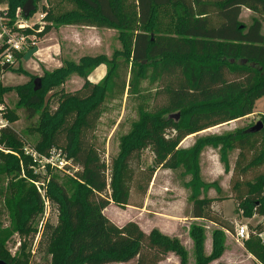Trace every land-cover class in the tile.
Listing matches in <instances>:
<instances>
[{
	"label": "trees",
	"instance_id": "obj_1",
	"mask_svg": "<svg viewBox=\"0 0 264 264\" xmlns=\"http://www.w3.org/2000/svg\"><path fill=\"white\" fill-rule=\"evenodd\" d=\"M40 1L33 0L34 4ZM68 1L75 7L58 15L50 11L46 20L56 25L118 30L123 51L112 60L84 57L79 65L68 64L47 74L39 91L17 90L30 119L44 111L34 128L41 135L36 151L47 155L52 148L61 149L79 169L66 183L56 177L48 179L45 193L58 218L56 223L47 219L38 231L36 221L44 210L42 197L34 186L18 178L24 172L35 184L41 177L34 174L33 159L24 155L18 133L10 126L1 130L0 198L7 197L4 206L22 246L20 255L13 257L3 248L5 240L0 236V259L8 264H42L33 260L38 254L45 264H161L168 254H174L180 264H186L187 251L179 239L156 229L146 233L133 221L120 227L104 212L112 203L142 208L159 166L183 167L185 175L194 177L191 186L195 189L199 182L196 154L202 143L217 138L199 141L193 151L183 150L182 142L253 113L255 102L264 97V0ZM8 2L9 15L14 18L17 8L23 9L28 0ZM244 9L254 14L250 25L241 20ZM48 30L45 27L41 35ZM117 55L124 57L130 80L119 84L121 76L116 72L113 93L120 88L124 95L129 87L130 94L137 96L143 82L149 80L162 84L167 104L156 111L145 108L140 121L123 137L121 152L110 166L106 154L95 146L94 135L113 72L109 69L100 83L87 81L80 91L65 95L56 111L47 107L45 90L63 84L73 72L110 67ZM4 92L0 85V96ZM6 117L10 123L18 119L12 114ZM262 124L263 129L256 133L244 131L218 138L223 141V152L239 150L234 170L238 180L232 189L246 218L264 215V172L247 179L251 171L264 166V120ZM148 147L155 154L156 166L142 169L141 152ZM15 152L23 154L22 158ZM4 178L8 184L1 188ZM198 186L208 187L203 183ZM133 193L141 198L139 203L131 202ZM196 193L192 218L218 228L214 233L218 256L224 232L234 235L235 225L213 209L210 199L199 200L200 192ZM191 236L198 264H207L213 254L206 257L203 253L202 229L192 227ZM247 249L264 264V246L259 239H250Z\"/></svg>",
	"mask_w": 264,
	"mask_h": 264
},
{
	"label": "rangeland",
	"instance_id": "obj_2",
	"mask_svg": "<svg viewBox=\"0 0 264 264\" xmlns=\"http://www.w3.org/2000/svg\"><path fill=\"white\" fill-rule=\"evenodd\" d=\"M9 0H0V59L3 61V54L7 50L2 46L8 36L16 37L24 35L27 43L23 50L13 53V60L9 63L10 67L4 71L5 65H0V85L5 92L0 99V120L4 124L12 127L24 142L22 151L24 155L38 152L36 147L40 142V133L34 128L40 121V116L44 112H39L33 119L29 118V113L24 107L23 96L19 91L24 89H34L35 81L43 79L47 74H51L68 64L79 65L84 57L105 56L108 60L123 51V44L120 40V32L115 29L105 28H85L84 26L73 24H53L46 20L49 12L58 15L71 10L75 7L68 0H41L35 2L36 11L27 19L32 26L28 29H19L18 7L14 18L9 15ZM254 16L248 10L244 9L241 20L251 24ZM24 17V15H23ZM45 27H49L48 33L41 35ZM30 30L31 33L26 31ZM116 63H122L121 66L115 62L108 67L100 65L94 70L86 69L84 74L78 72L71 73L60 85H53L45 90V97L48 99L47 107L50 111H56L65 95L74 94L80 91L85 83L98 84L107 75L110 69L113 72L108 82V93L102 105V114L98 122L96 133L94 135L95 146L104 154L108 164L111 166L121 152V142L123 137L127 136L132 129L133 123L140 121L141 113L156 111L166 106L167 97L161 83L151 84L145 81L142 84V92L135 96L130 94L129 87L125 94L121 95V89L112 92V79L116 72L120 73L121 82L129 83L130 73L124 65V57L117 55ZM8 64V63H7ZM114 66V70L111 68ZM233 76L230 75V79ZM144 96V97H143ZM150 110V111H149ZM15 115L18 119L10 123L6 115ZM157 115V114H156ZM173 115V114H172ZM169 116V115H166ZM179 118V114H177ZM264 120V97L255 102L254 111L251 115L244 118L210 128L199 134L186 138L180 147L183 150L193 151L199 141H205L207 138H217V140L207 141L201 144L197 157L198 179L197 189L192 187L194 177L185 175L183 167H162L156 168V174L153 183L149 189L143 208L128 206L120 207L112 203L105 214L120 227L128 222H136L140 228L150 233L156 229L170 238H177L187 251L186 264H198V258L195 249V241L191 236L192 227H197L203 231V253L206 257H211L207 264H262L247 249V243L250 239H259L264 246V215L257 214L252 218H246L243 211L238 206L235 199V192L232 189L238 177L234 170L239 157V150L227 149L223 152V141L218 138H224L229 135L240 134L256 126ZM1 125V122H0ZM167 138L170 137L167 132ZM4 149L0 145V151ZM17 158H22L20 152H15ZM34 164V162H33ZM77 168V165H74ZM156 166L155 154L151 148L143 149L141 152L142 169L154 168ZM33 167V165H32ZM35 175H39V181L35 184L25 178L24 172L21 173L18 180L25 179L24 183L28 186H34L37 191H45L48 179L56 177L61 183H66L73 176L64 171L58 170L53 166L43 164L34 165ZM79 168H77L78 170ZM264 172V166L257 171H252L247 176L251 180L259 172ZM257 172V174H256ZM199 183L207 185L199 188ZM7 180L2 179L1 188L6 187ZM200 192L197 199H210L213 209L219 214H223L235 225V234L224 232V241L222 248L217 251L215 256L214 233L218 228L207 221L192 218L193 197ZM41 195V194H40ZM0 198V236L3 242V248L14 257L20 255L22 240L18 232H13L14 226L10 218L9 211L5 208V199ZM141 198L135 193L132 194L131 202L139 203ZM58 213L53 206L50 210L45 209L36 221V229L42 230L43 223L50 219L52 223L57 222ZM241 226H246L249 231V238L241 240L237 237V230ZM32 255L34 254V248ZM33 260L45 264L40 255H33ZM161 264H180V259L174 254H168Z\"/></svg>",
	"mask_w": 264,
	"mask_h": 264
},
{
	"label": "built area",
	"instance_id": "obj_3",
	"mask_svg": "<svg viewBox=\"0 0 264 264\" xmlns=\"http://www.w3.org/2000/svg\"><path fill=\"white\" fill-rule=\"evenodd\" d=\"M19 23L17 24V27L19 29H28L32 27L25 16L23 17V9L19 10L18 13ZM27 43V38L24 35H18L16 37L8 36L5 41L3 42L2 46L6 47L7 50L3 54V61L0 59V65H6L7 63H10L13 60V53L19 52L23 50L24 45ZM2 111V108L0 107V112ZM0 132L3 128L7 127V125L4 124L3 120H0ZM28 155L31 156L33 159V162L35 166L38 164H43V168L46 166H53L56 167L58 170L64 171L67 174L71 176H75V168L74 164H72V161L69 160L64 152L61 149L52 148L47 155H41L38 154V157L36 153H29ZM40 194L45 206V209L50 210L52 207L51 202L46 196L45 191L42 192L40 190ZM237 237L241 240L248 239L249 238V231L246 226H241L237 230Z\"/></svg>",
	"mask_w": 264,
	"mask_h": 264
},
{
	"label": "water",
	"instance_id": "obj_4",
	"mask_svg": "<svg viewBox=\"0 0 264 264\" xmlns=\"http://www.w3.org/2000/svg\"><path fill=\"white\" fill-rule=\"evenodd\" d=\"M36 11V7L34 5V2L33 0H28V2L24 5L23 7V14L25 16V18H29L30 15L32 13H34ZM10 67V64H6L3 68L4 71H6L8 68ZM42 88V82H41V79H37L35 81V88L34 90L35 91H39L41 90ZM263 129V124L261 122H259L256 126L250 128L249 130H247V132L249 133H256V132H259ZM0 264H8L6 263L5 261L1 260L0 259Z\"/></svg>",
	"mask_w": 264,
	"mask_h": 264
},
{
	"label": "crops",
	"instance_id": "obj_5",
	"mask_svg": "<svg viewBox=\"0 0 264 264\" xmlns=\"http://www.w3.org/2000/svg\"><path fill=\"white\" fill-rule=\"evenodd\" d=\"M85 28H87V27H85ZM88 28H91V27H88ZM144 204H145V202H144ZM143 207H144V205H143ZM143 207H142V208H143ZM104 213H105V212H104ZM144 232H145V231H144ZM146 233H147V232H146Z\"/></svg>",
	"mask_w": 264,
	"mask_h": 264
}]
</instances>
